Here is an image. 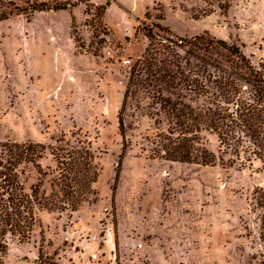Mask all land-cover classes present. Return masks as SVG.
<instances>
[{"label": "rangeland", "instance_id": "1", "mask_svg": "<svg viewBox=\"0 0 264 264\" xmlns=\"http://www.w3.org/2000/svg\"><path fill=\"white\" fill-rule=\"evenodd\" d=\"M41 1L67 9L33 11ZM11 10L0 21V141L45 144L40 162L51 171L60 136L88 140L100 175L91 202L41 212L31 239L11 240L0 264H264V162H247L248 144L242 167L151 157L159 128L140 91L124 113L117 179L119 111L148 30L209 32L264 70V0H0V13ZM201 136L219 156L217 134ZM23 168L27 186L48 187L50 176Z\"/></svg>", "mask_w": 264, "mask_h": 264}, {"label": "trees", "instance_id": "2", "mask_svg": "<svg viewBox=\"0 0 264 264\" xmlns=\"http://www.w3.org/2000/svg\"><path fill=\"white\" fill-rule=\"evenodd\" d=\"M63 9L66 4L45 1L33 7V11ZM12 14V10L1 12L0 21ZM146 35L150 43L131 68L119 111L123 148L117 179L129 146L124 113L130 97L140 91L151 99L149 114L159 128L151 157L211 166H235L240 160L242 167L246 162L241 153L248 144L247 162L252 156L264 162V70L253 64L238 43L209 32L177 39L152 30ZM205 130L217 134L219 156L203 143ZM57 142L50 147L56 168L49 171L40 162L45 144L0 141V254L8 251L11 240L31 239L41 212L78 211L97 195L100 168L91 142L77 139L73 144L64 134ZM27 165L43 178L50 176L48 187L42 178L26 185L22 175ZM261 237L264 241V215Z\"/></svg>", "mask_w": 264, "mask_h": 264}, {"label": "built area", "instance_id": "3", "mask_svg": "<svg viewBox=\"0 0 264 264\" xmlns=\"http://www.w3.org/2000/svg\"><path fill=\"white\" fill-rule=\"evenodd\" d=\"M179 42L181 43L182 41L181 40H179ZM125 64H128L129 62H130V60L129 59H124V61H123Z\"/></svg>", "mask_w": 264, "mask_h": 264}]
</instances>
